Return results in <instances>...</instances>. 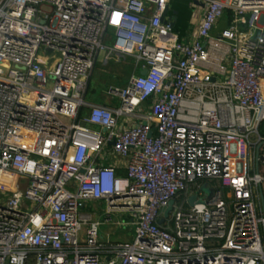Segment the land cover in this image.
<instances>
[{
	"label": "built area",
	"instance_id": "2783aa9c",
	"mask_svg": "<svg viewBox=\"0 0 264 264\" xmlns=\"http://www.w3.org/2000/svg\"><path fill=\"white\" fill-rule=\"evenodd\" d=\"M198 1L187 41L169 0H0V264H264V0ZM102 52L134 73L89 102Z\"/></svg>",
	"mask_w": 264,
	"mask_h": 264
},
{
	"label": "rangeland",
	"instance_id": "374dc122",
	"mask_svg": "<svg viewBox=\"0 0 264 264\" xmlns=\"http://www.w3.org/2000/svg\"><path fill=\"white\" fill-rule=\"evenodd\" d=\"M112 34L114 35V32H112ZM113 42L114 37L111 40H107L106 45L110 47ZM135 64L136 59L133 56L121 55L118 53L109 56V61L106 63L105 55L102 52L96 62L94 74L89 84L86 95L87 101L100 103L105 98L110 86H124L134 73ZM86 111L87 109L83 110V116ZM64 121L67 123L70 122L67 118H64ZM9 134L13 140L19 138L15 126H12ZM106 209L107 205L105 201H88L83 212L93 214L96 220L102 222L99 233L104 240L133 242L136 234L134 226L126 223V221L130 220L129 217L126 215L113 214L112 220L106 221ZM118 222L121 223L119 224Z\"/></svg>",
	"mask_w": 264,
	"mask_h": 264
},
{
	"label": "crops",
	"instance_id": "0c3cea01",
	"mask_svg": "<svg viewBox=\"0 0 264 264\" xmlns=\"http://www.w3.org/2000/svg\"><path fill=\"white\" fill-rule=\"evenodd\" d=\"M169 10L175 14V32L183 40H190L193 31L197 27L202 17V7L195 6L192 0H169ZM105 62L109 61V56L113 54H104ZM111 99L106 95L100 103H109ZM124 163V160H118ZM123 172V170H120Z\"/></svg>",
	"mask_w": 264,
	"mask_h": 264
},
{
	"label": "water",
	"instance_id": "95a60500",
	"mask_svg": "<svg viewBox=\"0 0 264 264\" xmlns=\"http://www.w3.org/2000/svg\"><path fill=\"white\" fill-rule=\"evenodd\" d=\"M193 2H194L195 4L201 6V7H204V3L199 2L198 0H194ZM168 11H169V6L167 5V7H166V9H165V12H164V14H163V17H162V21H165V20H166L165 17H166V15H167V12H168ZM146 72H147V70H142V71H141L142 74H145ZM202 189H204L205 191H207V192L209 193V198H210V197L214 194V192H215V189H214V187L212 186V184H211L210 182H207V183L203 184ZM196 198H197L196 194H192V195L189 197V202H190L191 205L194 204V202L196 201ZM174 203H175V200H174V199H171V200L169 201V204H168V206H167V208H166V210H165V212H164V216H163V218H161V219L159 220V223H163V222L165 221V219L169 217L171 211L173 210Z\"/></svg>",
	"mask_w": 264,
	"mask_h": 264
}]
</instances>
